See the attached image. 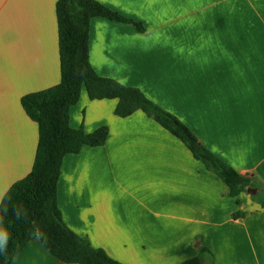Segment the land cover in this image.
I'll return each mask as SVG.
<instances>
[{
	"label": "crops",
	"instance_id": "crops-1",
	"mask_svg": "<svg viewBox=\"0 0 264 264\" xmlns=\"http://www.w3.org/2000/svg\"><path fill=\"white\" fill-rule=\"evenodd\" d=\"M58 0H0V192L32 169L38 127L21 98L60 81ZM141 24L93 18L89 62L97 75L136 88L176 117L211 154L264 185V0H96ZM84 88L69 125L100 147L61 161L63 223L121 264H264V208L239 203L186 145L137 110ZM236 212L244 213L232 218ZM11 264H65L38 237Z\"/></svg>",
	"mask_w": 264,
	"mask_h": 264
},
{
	"label": "trees",
	"instance_id": "trees-1",
	"mask_svg": "<svg viewBox=\"0 0 264 264\" xmlns=\"http://www.w3.org/2000/svg\"><path fill=\"white\" fill-rule=\"evenodd\" d=\"M55 12L60 81L46 90L27 94L20 101L26 115L37 124L38 143L31 172L5 193L10 209L23 207L28 215L26 221H17L9 213L5 226L9 228L11 239L7 255H0V264H11L24 246L36 237L51 255L65 264H121L71 231L63 223L57 206L56 188L64 156L77 154L85 146L100 147L108 136L105 126L91 133L70 127L68 113L77 103L82 88L90 100L116 99L118 103L114 114L120 118L128 117L137 110L142 111L180 139L193 157L227 186L228 196L237 204L240 194L251 188L256 190L251 198L264 208V185L254 177L238 174L207 151L184 124L146 98L141 91L101 77L93 70L88 50L91 20L104 18L112 22L131 23L142 31L140 23L124 18L96 0H58ZM243 215L236 212L232 218ZM34 229L42 235L33 236ZM205 255L211 258L206 247H199L195 257L181 264H200Z\"/></svg>",
	"mask_w": 264,
	"mask_h": 264
},
{
	"label": "clouds",
	"instance_id": "clouds-1",
	"mask_svg": "<svg viewBox=\"0 0 264 264\" xmlns=\"http://www.w3.org/2000/svg\"><path fill=\"white\" fill-rule=\"evenodd\" d=\"M10 199V197H7ZM9 213L17 221L27 220V211L23 207H12L9 208L6 202V194L0 192V255H7L8 245L11 239L10 231L7 226H5V221L8 220ZM33 236L42 235L38 229H34L32 232Z\"/></svg>",
	"mask_w": 264,
	"mask_h": 264
},
{
	"label": "water",
	"instance_id": "water-1",
	"mask_svg": "<svg viewBox=\"0 0 264 264\" xmlns=\"http://www.w3.org/2000/svg\"><path fill=\"white\" fill-rule=\"evenodd\" d=\"M246 192L248 194H250V195H255L256 194V190L255 189H251V188L247 189Z\"/></svg>",
	"mask_w": 264,
	"mask_h": 264
}]
</instances>
